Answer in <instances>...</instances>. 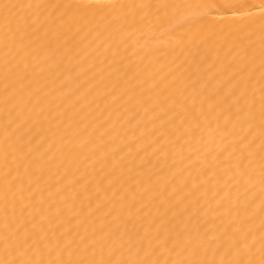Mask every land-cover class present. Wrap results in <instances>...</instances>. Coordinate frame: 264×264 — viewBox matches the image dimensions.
Segmentation results:
<instances>
[{
	"label": "bare ground",
	"instance_id": "6f19581e",
	"mask_svg": "<svg viewBox=\"0 0 264 264\" xmlns=\"http://www.w3.org/2000/svg\"><path fill=\"white\" fill-rule=\"evenodd\" d=\"M0 264H264V0H0Z\"/></svg>",
	"mask_w": 264,
	"mask_h": 264
}]
</instances>
